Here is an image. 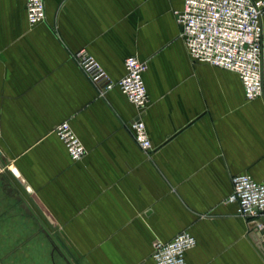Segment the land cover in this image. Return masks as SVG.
Masks as SVG:
<instances>
[{
  "label": "crops",
  "instance_id": "crops-1",
  "mask_svg": "<svg viewBox=\"0 0 264 264\" xmlns=\"http://www.w3.org/2000/svg\"><path fill=\"white\" fill-rule=\"evenodd\" d=\"M44 4L30 25L25 0H0V264H154L153 242L183 231L186 264H264V214L250 228L226 203L232 177L264 184V92L246 101L238 75L191 61L183 0ZM131 56L146 64L147 152L116 85ZM64 122L80 161L53 131Z\"/></svg>",
  "mask_w": 264,
  "mask_h": 264
},
{
  "label": "built area",
  "instance_id": "built-area-1",
  "mask_svg": "<svg viewBox=\"0 0 264 264\" xmlns=\"http://www.w3.org/2000/svg\"><path fill=\"white\" fill-rule=\"evenodd\" d=\"M25 14L30 25L43 22L44 0H25ZM263 16L264 0H183L176 20L191 61L235 73L242 83L245 100L251 101L261 98L264 92ZM79 66L103 92L107 78L98 66L89 59L82 60ZM124 70L116 85L137 113L128 128L140 149L147 152L151 143L143 121L149 103L143 80L146 64L131 56L125 59ZM53 131L72 162L85 156L83 144L67 122ZM231 183L226 203L235 204L240 217L256 222L264 214V184L247 175L234 176ZM195 244L188 232H180L169 242L154 241L151 259L154 264H186L185 253Z\"/></svg>",
  "mask_w": 264,
  "mask_h": 264
},
{
  "label": "water",
  "instance_id": "water-1",
  "mask_svg": "<svg viewBox=\"0 0 264 264\" xmlns=\"http://www.w3.org/2000/svg\"><path fill=\"white\" fill-rule=\"evenodd\" d=\"M17 199H18L19 201H21V198H20V197H17ZM23 208H24L27 212H29V210L27 209V207H26L25 204H23ZM254 225H255L254 222L251 223L250 228H253ZM252 238H253L254 242L257 244V247H258L259 251L264 255V249L262 248V243L260 242V240H259V235L256 233V231H253V232H252ZM54 247H55V246H54ZM55 248L57 249V246H56Z\"/></svg>",
  "mask_w": 264,
  "mask_h": 264
},
{
  "label": "rangeland",
  "instance_id": "rangeland-1",
  "mask_svg": "<svg viewBox=\"0 0 264 264\" xmlns=\"http://www.w3.org/2000/svg\"><path fill=\"white\" fill-rule=\"evenodd\" d=\"M58 247V246H57Z\"/></svg>",
  "mask_w": 264,
  "mask_h": 264
}]
</instances>
